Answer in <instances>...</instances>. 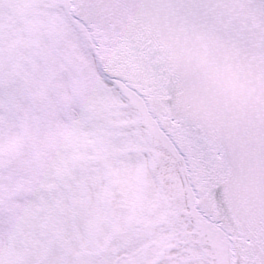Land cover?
I'll list each match as a JSON object with an SVG mask.
<instances>
[{
  "label": "snow or ice",
  "instance_id": "6c2138e0",
  "mask_svg": "<svg viewBox=\"0 0 264 264\" xmlns=\"http://www.w3.org/2000/svg\"><path fill=\"white\" fill-rule=\"evenodd\" d=\"M0 264H264V0H0Z\"/></svg>",
  "mask_w": 264,
  "mask_h": 264
}]
</instances>
